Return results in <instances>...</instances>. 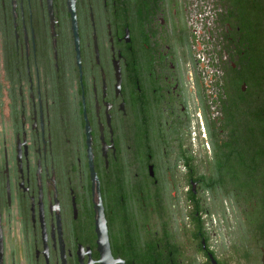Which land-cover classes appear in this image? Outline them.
Wrapping results in <instances>:
<instances>
[{"label":"flooded vegetation","instance_id":"af4514ba","mask_svg":"<svg viewBox=\"0 0 264 264\" xmlns=\"http://www.w3.org/2000/svg\"><path fill=\"white\" fill-rule=\"evenodd\" d=\"M0 225L3 264H264V0H0Z\"/></svg>","mask_w":264,"mask_h":264},{"label":"water","instance_id":"95a60500","mask_svg":"<svg viewBox=\"0 0 264 264\" xmlns=\"http://www.w3.org/2000/svg\"><path fill=\"white\" fill-rule=\"evenodd\" d=\"M97 187H98V183H97ZM96 209H97V221H98L97 224L102 230H104V233H105L106 227H105V221H104L103 206L101 202L99 205H97ZM3 256H4V246H3V236H2L1 225H0V264H3Z\"/></svg>","mask_w":264,"mask_h":264}]
</instances>
